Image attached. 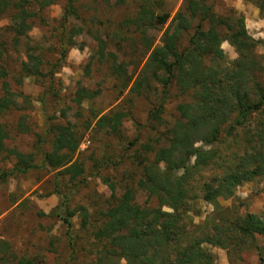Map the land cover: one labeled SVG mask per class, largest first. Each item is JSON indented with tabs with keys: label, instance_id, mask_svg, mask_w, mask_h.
Instances as JSON below:
<instances>
[{
	"label": "rangeland",
	"instance_id": "rangeland-1",
	"mask_svg": "<svg viewBox=\"0 0 264 264\" xmlns=\"http://www.w3.org/2000/svg\"><path fill=\"white\" fill-rule=\"evenodd\" d=\"M6 1H24L26 10L35 14L27 20L29 28L25 34L16 36L17 9L0 13V70L6 74L0 79V99L8 92L16 103L0 118L6 132L4 149L0 150V175L5 173L0 178V241L7 243L10 254L5 258L11 264L20 258L29 259L33 264L93 263L101 246L95 236L103 219L101 214L126 189L134 191V203L158 206L155 198L148 197L137 186L142 177L143 157H154L153 151L146 154L141 146L148 144L154 151L167 146L170 137L167 131L176 122L183 121L177 107L191 102L193 94L191 91L183 94L172 83L163 98L161 86L150 78L139 93L131 88L150 53L147 45L152 43L154 48L162 44L164 31L175 24L173 19L183 13L185 3L184 0H71L70 11L68 0ZM208 4L219 16L240 14L247 33L262 41L256 53L264 55V12L255 3L209 0ZM146 8L155 15L166 14L168 19L162 26L149 27L147 40L143 41L135 26L125 22ZM191 33L190 29L182 34L179 51L188 46ZM64 49L66 52L62 55ZM100 49L103 56L98 53ZM221 49L227 63L237 58L227 41L221 44ZM28 54L42 57L40 76L27 77L22 70L23 64L29 63ZM52 66L58 68L55 70ZM261 75L264 77L256 73L255 78L259 81ZM82 91L91 97L78 102L77 94ZM161 105L160 120L151 119L150 114ZM116 114L122 115L116 134L108 127L96 128L99 118ZM55 126L81 136L73 161L82 163V176L74 182L68 176L55 179L56 171L49 172L45 167L25 174L15 173L18 160L11 152L32 155L40 165L42 153L51 151L55 133L50 129ZM228 141V151L236 150V144L230 138ZM195 146L212 149V145L207 147L202 143ZM225 146L213 147L230 158ZM188 164L191 166L193 159ZM210 172L204 170L195 177L204 181L211 176ZM194 186L196 200L194 211L188 213L189 233L197 232L213 214L260 215L264 212V177L237 186L233 196L226 200L218 199L217 214L203 200L198 185ZM64 198L69 211L83 208L96 226L82 228L78 212L67 219L71 224L67 233L63 220L67 217L65 208L59 216L52 215ZM257 243L263 247V261L256 251L236 249L234 245L229 249L207 244L204 247L214 256V264H264V239L259 238Z\"/></svg>",
	"mask_w": 264,
	"mask_h": 264
},
{
	"label": "trees",
	"instance_id": "trees-1",
	"mask_svg": "<svg viewBox=\"0 0 264 264\" xmlns=\"http://www.w3.org/2000/svg\"><path fill=\"white\" fill-rule=\"evenodd\" d=\"M208 1L184 0L183 13L174 17L175 24L164 31L162 44L154 48L152 43L147 45L150 53L131 88L139 93L150 78L161 86L163 98L172 83L183 94L189 91L193 94L191 102L178 105L183 121L176 122L167 131L170 136L167 146L158 147L155 151L148 144L141 146L146 154L153 151L154 157H143L142 177L137 186L148 197L155 198L158 206L134 203V191L126 189L119 200L102 212L103 219L95 234L101 246L94 262L88 264H119L120 261L124 264H214V256L204 244L222 249L234 245L236 249L256 251L263 261V247L257 242L259 238L264 239V212L260 215H238L235 212L229 216L216 213L220 211L218 199L226 200L233 196L237 186L264 177V77L261 75L259 81L255 78L256 73L264 74V55L256 53V47L262 41L247 33L240 14L231 11L233 13L227 16L216 15ZM242 1L253 2L261 13L264 12V0ZM24 4V1L11 3L0 0V13L8 9L18 11L14 16L16 36L25 34L29 28L27 20L35 14L28 12L27 4ZM67 6L71 11V0ZM167 19L168 15H155L146 8L125 23L135 26L146 41L147 29L162 26ZM190 29L188 46L179 51L180 37ZM14 40L17 43V39ZM224 41L237 54L230 63L226 62L221 49ZM65 52L64 49L62 55ZM98 53L104 55L101 49ZM27 58L29 63H24L22 68L26 76H40L42 57L28 54ZM52 68L56 70L58 67ZM5 77V71L1 69L0 79ZM4 94L6 96L0 99V118L3 112L16 104L11 94ZM77 95L78 102L91 97L86 91ZM161 112L162 105L150 114V118L160 120ZM121 116L101 117L96 128L108 127L111 133L116 134ZM50 131L55 133L51 151L42 153L40 165L35 163L32 155L11 152L18 160L14 172L25 174L45 167L49 172L56 171L55 179L68 176V180L74 182L83 173L82 163L73 161L81 136L76 137L62 126H55ZM5 138L6 132L0 122V150L4 149ZM228 138L236 144V150L228 151ZM196 143L207 147L212 145V149L204 150L196 147ZM217 144L226 145L230 158L213 147ZM192 159L190 166L188 163ZM204 170L211 171V176L200 181L195 176H200ZM2 175L1 179L5 173ZM194 185H198L203 200L214 207L218 216L213 214L197 232L189 233L188 213L194 211L196 200ZM67 207L64 198L52 213L59 216L65 208L67 217L63 220L67 233L71 227L67 219L78 212L82 228L96 226L83 208L69 211ZM0 254V264H11L5 258L10 255L5 241H0ZM16 264L33 262L20 258Z\"/></svg>",
	"mask_w": 264,
	"mask_h": 264
}]
</instances>
